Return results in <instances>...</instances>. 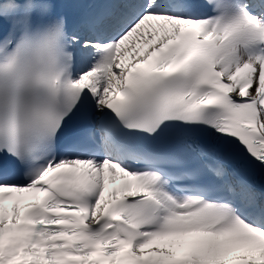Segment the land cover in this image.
<instances>
[{
  "label": "snow or ice",
  "instance_id": "snow-or-ice-1",
  "mask_svg": "<svg viewBox=\"0 0 264 264\" xmlns=\"http://www.w3.org/2000/svg\"><path fill=\"white\" fill-rule=\"evenodd\" d=\"M0 264H264V0H0Z\"/></svg>",
  "mask_w": 264,
  "mask_h": 264
}]
</instances>
